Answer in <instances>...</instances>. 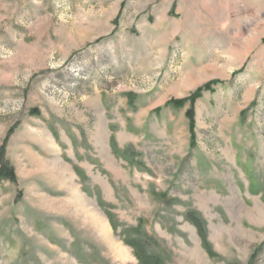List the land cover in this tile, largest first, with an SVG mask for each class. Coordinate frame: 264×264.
Instances as JSON below:
<instances>
[{
  "label": "rangeland",
  "instance_id": "obj_1",
  "mask_svg": "<svg viewBox=\"0 0 264 264\" xmlns=\"http://www.w3.org/2000/svg\"><path fill=\"white\" fill-rule=\"evenodd\" d=\"M0 156V264H264V0H0Z\"/></svg>",
  "mask_w": 264,
  "mask_h": 264
},
{
  "label": "trees",
  "instance_id": "obj_2",
  "mask_svg": "<svg viewBox=\"0 0 264 264\" xmlns=\"http://www.w3.org/2000/svg\"><path fill=\"white\" fill-rule=\"evenodd\" d=\"M2 158V156H0ZM1 160V159H0ZM0 182L3 179L15 182V177L13 170L7 165L4 164L2 161L0 162ZM141 242H127V244L133 248L134 254L136 258L142 263V264H158L157 260H154L153 258L150 260L148 257H146L142 252V247L140 245ZM142 244V243H141ZM155 261V262H154Z\"/></svg>",
  "mask_w": 264,
  "mask_h": 264
},
{
  "label": "bare ground",
  "instance_id": "obj_3",
  "mask_svg": "<svg viewBox=\"0 0 264 264\" xmlns=\"http://www.w3.org/2000/svg\"><path fill=\"white\" fill-rule=\"evenodd\" d=\"M101 130H99V133H100Z\"/></svg>",
  "mask_w": 264,
  "mask_h": 264
}]
</instances>
